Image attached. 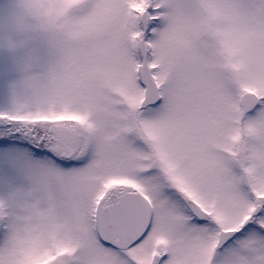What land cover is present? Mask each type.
Here are the masks:
<instances>
[{
	"label": "snow or ice",
	"instance_id": "1",
	"mask_svg": "<svg viewBox=\"0 0 264 264\" xmlns=\"http://www.w3.org/2000/svg\"><path fill=\"white\" fill-rule=\"evenodd\" d=\"M0 99V264H264V0H19Z\"/></svg>",
	"mask_w": 264,
	"mask_h": 264
},
{
	"label": "rangeland",
	"instance_id": "2",
	"mask_svg": "<svg viewBox=\"0 0 264 264\" xmlns=\"http://www.w3.org/2000/svg\"><path fill=\"white\" fill-rule=\"evenodd\" d=\"M19 18V0H0V97L9 82L20 77L25 53L16 47L20 37L15 31ZM0 99V107H3Z\"/></svg>",
	"mask_w": 264,
	"mask_h": 264
}]
</instances>
